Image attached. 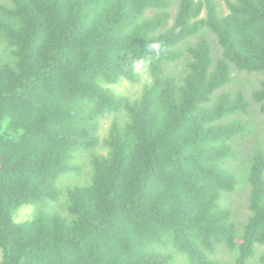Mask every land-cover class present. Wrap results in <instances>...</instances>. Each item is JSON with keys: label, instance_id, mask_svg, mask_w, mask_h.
Instances as JSON below:
<instances>
[{"label": "trees", "instance_id": "obj_1", "mask_svg": "<svg viewBox=\"0 0 264 264\" xmlns=\"http://www.w3.org/2000/svg\"><path fill=\"white\" fill-rule=\"evenodd\" d=\"M225 5L228 13L217 0L0 1V264H219L222 246L248 264L264 246V149L254 150L242 235L222 204L238 185L227 168L238 159L233 141L247 133L228 119L253 102L264 113V79L252 100L223 91L232 65L264 73V0ZM139 60L149 76L139 98L106 87L139 83ZM182 63L181 79L166 74ZM81 155L88 183L61 191ZM63 197L66 217L41 209ZM24 205L36 214L18 222Z\"/></svg>", "mask_w": 264, "mask_h": 264}, {"label": "rangeland", "instance_id": "obj_2", "mask_svg": "<svg viewBox=\"0 0 264 264\" xmlns=\"http://www.w3.org/2000/svg\"><path fill=\"white\" fill-rule=\"evenodd\" d=\"M4 1V0H0ZM219 8L223 13H226L225 2L226 0H217ZM228 13V12H227ZM208 39L212 43L213 53L215 58H219L222 55V49L218 44L217 38L210 32H205ZM197 41V37L188 40L186 43L181 45L182 49H185L188 45H193ZM166 74L175 76L179 79L185 74L186 66L182 64H167ZM140 74V82L133 84L127 80H123L118 84L106 85L117 95L126 97L128 99H137L141 96L142 92L146 87V82L149 81L148 73L141 68L138 69ZM233 79L232 83L226 87L223 91H229L232 94H236L238 91H243L246 97L252 100L253 93L260 88V85L264 79V73H248L246 71L238 70L232 65ZM223 91H220L218 96ZM112 118L102 120L101 126L99 127V137L101 141L108 136ZM241 119L247 126V133L245 136H239L234 141L235 150L238 154L236 161L229 162L227 168L237 177L238 185L237 189L233 193L224 194L222 197L223 206L229 208L232 211V219L237 225L239 235H242L245 225L247 224L251 212L249 209L250 197H251V185L249 183V173L253 162L254 150L256 147L264 149V113L261 111L260 104L253 102L252 107L247 115L237 114L228 119ZM107 149L101 144L98 153H106ZM77 165L81 168V171L75 174H67L62 176L57 182V187L61 191L73 186L85 185L88 183L91 173L90 161L86 155H81L76 160ZM66 198H62L58 203L48 202L41 209L46 211H52L62 217H66L65 214L58 211L61 203L65 204ZM37 205H24L18 209L14 218L18 222H24L31 220L36 214ZM264 252V246L257 245L256 253L253 258L248 261V264H261L260 258ZM178 259L183 260V256L177 254ZM238 257V251H231L226 247L222 246L218 248L217 254L214 257L217 259L219 264H236ZM2 260V251L0 249V262Z\"/></svg>", "mask_w": 264, "mask_h": 264}, {"label": "clouds", "instance_id": "obj_3", "mask_svg": "<svg viewBox=\"0 0 264 264\" xmlns=\"http://www.w3.org/2000/svg\"><path fill=\"white\" fill-rule=\"evenodd\" d=\"M149 47L155 55L158 56L161 53V44L160 43H152ZM137 64L139 67H146V61L145 60H139L137 62Z\"/></svg>", "mask_w": 264, "mask_h": 264}]
</instances>
